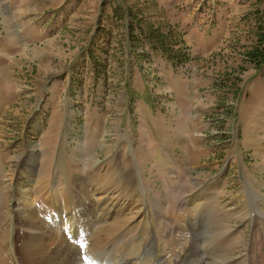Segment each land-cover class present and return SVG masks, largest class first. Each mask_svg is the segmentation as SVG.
<instances>
[{
	"label": "rangeland",
	"instance_id": "rangeland-1",
	"mask_svg": "<svg viewBox=\"0 0 264 264\" xmlns=\"http://www.w3.org/2000/svg\"><path fill=\"white\" fill-rule=\"evenodd\" d=\"M259 33L264 0H0V264L41 230L53 264H264Z\"/></svg>",
	"mask_w": 264,
	"mask_h": 264
},
{
	"label": "bare ground",
	"instance_id": "bare-ground-1",
	"mask_svg": "<svg viewBox=\"0 0 264 264\" xmlns=\"http://www.w3.org/2000/svg\"><path fill=\"white\" fill-rule=\"evenodd\" d=\"M29 217H31L30 214H27L26 217H25V222L26 223L28 222ZM38 229H40V228H38ZM55 237H57V236H55ZM55 237H53L52 234H50L49 232L46 233L45 230H41L40 231V236H37V237L33 238L34 240H36V244L35 243L33 244L31 239H29L26 242L25 246H24V250L27 249V252H26L27 255L25 254V256L28 258V260H29L28 262L34 263V261H35L36 264H53V262L55 261L56 252L53 253L55 255H53V254H45L46 245H48L47 244V240L49 242V239L52 240L53 238L55 239V240H53L55 242V244L58 243V246H60L61 247L60 249H62L61 251L57 249L58 256L60 258H62V259L63 258L68 259L69 262L72 261V260L75 261V252H76L75 251V247L72 246L71 244H69L70 242L66 243L65 240L56 239ZM29 250H31L30 254L28 253ZM158 263L162 264L163 262L160 261Z\"/></svg>",
	"mask_w": 264,
	"mask_h": 264
},
{
	"label": "trees",
	"instance_id": "trees-1",
	"mask_svg": "<svg viewBox=\"0 0 264 264\" xmlns=\"http://www.w3.org/2000/svg\"><path fill=\"white\" fill-rule=\"evenodd\" d=\"M148 38H149L150 41L155 42V40L153 39V35L149 34ZM257 39H258V44H256V47H255V55H256V52H258V50H257L258 47H260V53L261 54H259V55H262L261 59L264 60V33H259V35L257 36ZM259 43H262L261 46L259 45ZM247 53L251 54V56L248 55V57H252L253 56V50L247 51ZM255 61H256V59H255Z\"/></svg>",
	"mask_w": 264,
	"mask_h": 264
}]
</instances>
